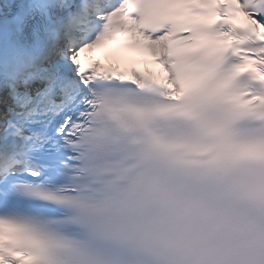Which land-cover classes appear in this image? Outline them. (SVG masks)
Masks as SVG:
<instances>
[{
	"label": "snow or ice",
	"instance_id": "obj_1",
	"mask_svg": "<svg viewBox=\"0 0 264 264\" xmlns=\"http://www.w3.org/2000/svg\"><path fill=\"white\" fill-rule=\"evenodd\" d=\"M0 264H264V0H0Z\"/></svg>",
	"mask_w": 264,
	"mask_h": 264
}]
</instances>
